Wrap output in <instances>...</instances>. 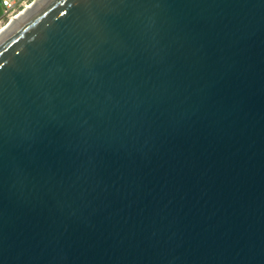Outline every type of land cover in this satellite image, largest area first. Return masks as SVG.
Segmentation results:
<instances>
[{
  "label": "water",
  "instance_id": "1",
  "mask_svg": "<svg viewBox=\"0 0 264 264\" xmlns=\"http://www.w3.org/2000/svg\"><path fill=\"white\" fill-rule=\"evenodd\" d=\"M0 264H264V0H42L3 32Z\"/></svg>",
  "mask_w": 264,
  "mask_h": 264
},
{
  "label": "built area",
  "instance_id": "2",
  "mask_svg": "<svg viewBox=\"0 0 264 264\" xmlns=\"http://www.w3.org/2000/svg\"><path fill=\"white\" fill-rule=\"evenodd\" d=\"M28 1L29 0H0V7L2 8L0 22L4 19H10L11 17L17 15V12L20 13L21 10H24Z\"/></svg>",
  "mask_w": 264,
  "mask_h": 264
},
{
  "label": "bare ground",
  "instance_id": "3",
  "mask_svg": "<svg viewBox=\"0 0 264 264\" xmlns=\"http://www.w3.org/2000/svg\"><path fill=\"white\" fill-rule=\"evenodd\" d=\"M42 0H35L34 3L30 4V5H27L26 8L24 9V11L21 13H18L17 15L11 17L10 21L8 22V26L7 27H3L1 30H0V35L3 33V32H6V30H8V28H10L11 25H13L16 20H18L19 18H21V16H23L24 14L28 13L29 11H31L36 5L39 4V2H41ZM7 28V29H6Z\"/></svg>",
  "mask_w": 264,
  "mask_h": 264
},
{
  "label": "rangeland",
  "instance_id": "4",
  "mask_svg": "<svg viewBox=\"0 0 264 264\" xmlns=\"http://www.w3.org/2000/svg\"><path fill=\"white\" fill-rule=\"evenodd\" d=\"M34 0H29L27 2V5L31 4V2H33ZM20 11V10H19ZM22 11V10H21ZM1 13H2V8L0 7V16H1ZM19 13V12H17ZM16 13V14H17ZM11 19V18H10ZM10 19H4V20H1L0 22V30L6 25V23H8L10 21Z\"/></svg>",
  "mask_w": 264,
  "mask_h": 264
}]
</instances>
